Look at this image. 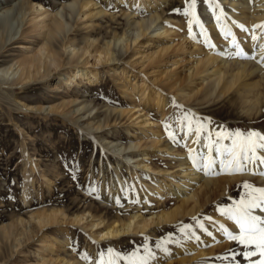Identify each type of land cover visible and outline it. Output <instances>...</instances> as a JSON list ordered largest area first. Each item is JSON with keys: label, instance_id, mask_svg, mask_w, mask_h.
Masks as SVG:
<instances>
[{"label": "rangeland", "instance_id": "1", "mask_svg": "<svg viewBox=\"0 0 264 264\" xmlns=\"http://www.w3.org/2000/svg\"><path fill=\"white\" fill-rule=\"evenodd\" d=\"M13 1L0 0V35L5 38L0 68L16 63L14 69L19 70L15 75H0V264H62V260L68 264H109L110 259L114 264H130L129 257L144 258L135 264H249L244 254L254 247L228 239L234 221H224L221 209L234 208L237 202L258 195L250 193L245 184L264 186L235 180L225 190L230 174L219 172L213 179L221 183L211 187L210 199L201 193L192 214L168 224H158V217L179 207L184 197L165 193L158 200V195L144 193L148 185L155 188L165 175L179 179L181 168L177 166L180 157H185V115L195 117L199 128L202 126L199 135L211 127L215 137L223 131L264 134V121H249L240 107L238 113L244 119L236 122L239 125L233 121L221 125L200 111L197 102L205 89L207 72L191 83L192 92L182 94L194 96L191 100L174 99L170 77L185 78L194 73L198 57L193 54L201 51L200 59L209 55L190 34L191 23L183 14L185 0L178 3V16L166 19L181 25L171 36L150 34L137 43L127 40L130 24L147 20L159 9L148 14L141 13V3L132 0H77L72 11L68 5L73 0H37L43 14L28 11L22 19L17 8L24 0L11 6ZM87 2L92 4L86 6ZM206 2L197 0L199 23L211 17V12L202 10ZM99 10L103 12L96 15ZM41 19L45 25L39 28ZM114 35L123 41H113ZM34 59L41 61L39 69L28 63ZM77 67H96L101 72L100 84H89L87 76L74 79L72 72ZM27 71H31V79L26 77ZM157 94L162 104L168 102L166 108L162 104L152 107L150 99L154 97L155 103ZM211 105L214 101L207 104ZM158 141L159 148H151L149 156H138ZM167 145L172 149L167 150ZM131 146H136L135 150ZM132 152L138 157L127 168L118 160ZM142 159L150 163L151 170H146L150 177L131 179V170ZM109 182L113 186L109 187ZM193 186L191 194L198 195L202 182ZM109 193L116 198L107 199ZM138 193L140 196H135ZM141 195L144 203L138 206ZM188 205L191 209L194 203ZM256 209L251 210L252 215L264 220ZM53 211L58 212L55 222L44 231L61 245L69 239V245L64 249L56 246L49 255L48 243H41L37 234V215ZM77 214L82 217L79 223L74 222ZM133 216H138V226L148 224L145 232L104 236L111 223L120 225ZM212 235L218 237V243ZM193 238L208 242L203 247L206 254L196 257L195 252L175 247L180 243L185 246ZM109 250L118 256L110 257Z\"/></svg>", "mask_w": 264, "mask_h": 264}, {"label": "bare ground", "instance_id": "2", "mask_svg": "<svg viewBox=\"0 0 264 264\" xmlns=\"http://www.w3.org/2000/svg\"><path fill=\"white\" fill-rule=\"evenodd\" d=\"M180 1L182 0H132L133 3H141L140 8H138L141 13L145 12L149 14L150 11L153 12L156 9H159L160 11L157 12V14L150 15L147 20L142 19L141 21L135 22L134 24L131 23L129 30L130 34L127 36V40L137 43L142 37L150 34L157 35L158 37L166 36V38L171 36L172 31L178 29V27L181 25L177 23L174 24L167 21L166 19L176 18L178 16L179 13L175 11V9H179L178 7L180 6H178V3H180ZM18 2L19 0H14L11 6H15ZM7 3L10 2H6V4ZM77 4L78 1L73 0L68 5V7L73 11L75 8H77ZM85 4L86 6H89L92 4V2H87ZM222 4L225 6L223 7ZM41 7L42 3L37 0H24L23 3L18 5V15H16L22 17L23 19L24 16L27 15V12L31 11V13L39 16L40 14H43L40 11ZM202 10L206 11V13L211 12V17L205 18L198 24L192 22L191 32H189L191 36L197 40V42L199 41L207 48L206 54L209 55L205 59H200L202 55L201 51L198 53V55L193 54L192 57H198L196 60L197 65L194 68V73L186 76L185 78H175V76L170 77V89L176 92L174 99L179 102L184 99L187 101L191 100L194 96L185 97L182 94L188 90L192 92L193 90L190 88L191 83H194L196 77L207 72L208 75L205 78L207 81L204 83L205 89H203L201 98L198 100L199 102H197V107L201 112L210 116V118L221 122V125L224 121H233L234 124L239 125V123L236 122H238L240 119H244L238 113V107H240L242 111L249 116V121H253L254 119H257V121L254 123L264 121V28L256 27L258 25H264V0H214L211 6L208 2L203 4ZM102 12V10H99L97 11L96 15H99ZM217 17H219V19H217ZM186 20L190 22L192 18L188 16ZM44 25L45 19L39 20L38 27L42 28ZM241 25L243 27H241ZM124 32L126 36L127 30ZM253 36H255L256 39H253ZM113 39V41H123V38L117 35H114ZM4 42L5 38H2L0 35V49L4 46ZM106 51L108 52L109 49H106ZM241 52L243 55L238 54ZM210 54H213V56ZM251 57L255 58L253 59ZM28 63H31V66H35V69H39L41 65V61L39 59L31 60ZM16 65L17 64L14 63L8 67L0 68V75L11 76L17 74L19 70L18 68L14 69ZM209 70H211L210 73ZM31 75V71H27L26 77L31 79ZM82 76H87L88 83L93 86L98 85L101 82V72L98 71L96 67L93 69H89L87 67H77L73 70L72 77L74 79H77L78 77L82 78ZM83 83L84 82H82V85ZM150 100V103H153L152 107H159L162 104V99L159 97V95L156 98L155 103L154 97H152ZM212 101H214V105L207 106V104L211 103ZM167 105L168 102L164 101L162 107L166 108ZM188 117L189 120L185 122V124L182 123V125L184 124L182 132L184 143H182V148L185 151V157H180L179 164L177 166L181 168L179 179L176 180L172 176L168 178L165 175L162 180L159 179L157 181V184L154 181L156 184L155 188L152 189L149 185L145 188L146 192L144 193L147 194V196L148 194L158 195V200H161V196L165 193L167 196H173L179 199L184 197V199L181 200L182 204L179 207L172 210L171 212L163 213L158 217V224L172 223L179 217L192 214L194 212V208L198 205V198L200 197L201 193L203 195L208 194L207 198L210 199L212 194V191H210L211 187H216L221 183V180L213 179L215 174L219 172H228L230 174V177L225 179V181L229 183L227 187L225 186V190H229L232 182L234 183L235 180L255 181L264 186V174H262L264 173V164H261L259 159H256L253 162L242 161L241 163L243 165V171L233 170L230 172L221 164L222 160L227 162L229 157L227 154H221L217 151V149L222 148L223 146L231 147L232 144L226 140L214 143V141H217V136H214L215 131H213L211 126V128L206 129V132L203 135H197L196 129L199 128L197 120L195 117ZM183 121L185 120L182 119V122ZM187 123H190L192 126L191 132L187 127ZM155 133L153 134L155 135ZM159 143L160 141H158L156 144L154 143L155 145L147 147L143 153L138 156H149V150L151 148L155 150L158 149ZM209 145H211V147H209ZM134 148H136V146L130 147V149ZM166 149L171 150L172 148H169L167 145ZM158 151V153H161L160 150ZM256 155L259 157H264V149L258 148ZM138 156H135V154L132 152V154L128 157L120 158L118 161L123 163L127 168H130L131 162ZM203 159L205 160L202 161ZM209 160L214 161V163L205 167V165H208ZM149 165L150 163H148L146 160L142 159V161H138L137 167L133 168L130 172V174L133 175H130V178L134 179L140 175L147 177L148 173L146 170H151ZM231 174L234 175L231 176ZM148 177H150V175ZM153 179L154 178L152 177V180ZM194 182L195 184L196 182H202V186L199 189L198 195L196 192L191 194ZM154 183L153 186L155 185ZM108 185L109 187L113 186L111 182H109ZM135 196L140 195L138 193ZM106 198L114 199L116 198V195L109 193ZM141 198L142 195L140 200L138 199V206H141L144 203L143 199L141 200ZM190 201L194 203L191 209L188 207ZM255 211L258 214L260 213L264 215V206L257 208ZM57 214L58 212L53 211L50 214L39 213L37 215L40 224L38 229L39 232H37V234L39 235L41 243H48L46 252L49 255L55 252L54 249L56 246L58 247L61 245L57 238L54 236H48L46 231H44L46 226L52 225L55 222ZM221 216L223 217L224 221L230 220L226 215L221 214ZM137 220L138 216H133L132 219H129L127 222L120 223V225H118L115 221L107 227L104 236L118 238L123 234L130 233L132 230L143 231L146 230L145 228H148L146 227L148 224L138 226ZM81 221L82 217L79 214L75 215L74 222L79 223ZM233 223L234 225H232L233 227L231 228V232L235 234L236 232H239V227L235 224V222ZM66 235L68 236V234ZM29 237L30 236H28L27 239H29ZM212 238L214 239L215 243H218V237L215 238L213 236ZM68 240H66V242L61 245V248L64 249L68 247ZM205 243L208 242L193 238V242H188L185 246L184 243L176 244L175 247H177L178 250L182 252H185V250H189L193 253L195 252V256L198 257L206 254V250H203V247L206 246L204 245ZM215 245L216 244H214V246ZM61 262L62 264H68L63 260ZM52 264H57V262H52Z\"/></svg>", "mask_w": 264, "mask_h": 264}, {"label": "snow or ice", "instance_id": "3", "mask_svg": "<svg viewBox=\"0 0 264 264\" xmlns=\"http://www.w3.org/2000/svg\"><path fill=\"white\" fill-rule=\"evenodd\" d=\"M214 0H208L209 5L213 4ZM186 7L183 9V14L190 16L192 20L189 23L195 22L199 23V17L196 12L197 0H185ZM175 11L180 12L181 9H175ZM219 19V17H217ZM241 27H243L241 25ZM256 27L264 28V25H258ZM253 39H256L253 36ZM243 55V53H238ZM255 58V57H251ZM185 122L189 120V117L185 115ZM187 127L191 132V124L187 123ZM202 126L196 129L197 135H199ZM217 143L222 140H231L232 146H223L218 148L217 151L221 154H227L229 159L227 162L221 161V164L231 171H243L242 161L253 162L256 159H259L261 164H264V157H259L256 155L257 149H264V134L258 131H248V132H228L223 131L216 134ZM171 138V136H170ZM211 147V145H209ZM195 163V161H194ZM214 161L209 160L208 165H211ZM264 174V173H262ZM246 188L250 189V193H258V195H252L251 198L247 201L241 200L237 202L234 208L221 209L223 215L228 216L229 219L233 220L235 224L239 227V233L233 234L228 232L227 236L229 240L237 241L239 244L244 247H254V251L245 253V259L249 260V264H264V220L258 216L252 215L251 210L254 208H261L264 206V188H252L251 185L245 184ZM202 227V226H201ZM110 257L113 255L111 250H109ZM259 256L258 260H251V257ZM130 264H135L136 260L143 261V257H129ZM103 264V261H101ZM109 264H114L112 259L109 260Z\"/></svg>", "mask_w": 264, "mask_h": 264}]
</instances>
